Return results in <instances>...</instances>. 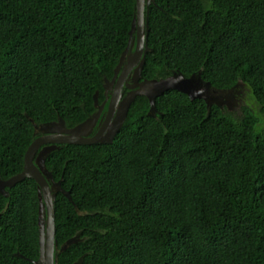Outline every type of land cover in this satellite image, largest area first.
<instances>
[{
	"label": "trees",
	"instance_id": "1",
	"mask_svg": "<svg viewBox=\"0 0 264 264\" xmlns=\"http://www.w3.org/2000/svg\"><path fill=\"white\" fill-rule=\"evenodd\" d=\"M134 8L135 0H0L2 179L22 170L28 117L72 126L94 110ZM147 17L143 77L202 69L219 88L242 81L244 103L207 107L169 89L150 116L139 95L111 143L53 150L46 167L85 212L57 193L58 245L81 238L59 264H264V0H154ZM6 190L0 264H34L36 182Z\"/></svg>",
	"mask_w": 264,
	"mask_h": 264
},
{
	"label": "water",
	"instance_id": "2",
	"mask_svg": "<svg viewBox=\"0 0 264 264\" xmlns=\"http://www.w3.org/2000/svg\"><path fill=\"white\" fill-rule=\"evenodd\" d=\"M154 0H135V8L128 32L126 47L122 50L113 74L103 77L102 102H99V90L93 95L94 110L82 121L67 126L64 119L37 123L28 117L33 125V138L26 147L22 170L7 179L0 177V194L8 196L7 187H12L24 178H32L37 187V226L38 257L31 260L34 264H59V254L71 244L81 240L79 233L74 234L58 245L55 234V200L58 192L65 195L74 204L79 214H84L74 203L71 194L61 186L62 177L55 180L45 164L46 157L63 144L111 143L123 126L128 109L136 98L143 95L149 102L147 114L155 116V99L166 90L176 89L185 93L189 99H202L207 107L217 105L228 110L239 109L244 103L245 86L237 81L232 87L219 88L202 77V69L185 76L180 71L158 78L142 76L145 55L151 48L147 44L148 9L145 7ZM18 256L25 257L19 252ZM83 256L72 264H79ZM29 259V258H27Z\"/></svg>",
	"mask_w": 264,
	"mask_h": 264
},
{
	"label": "flooded vegetation",
	"instance_id": "3",
	"mask_svg": "<svg viewBox=\"0 0 264 264\" xmlns=\"http://www.w3.org/2000/svg\"><path fill=\"white\" fill-rule=\"evenodd\" d=\"M151 3H153V2H151ZM151 3H150V4H151ZM150 4H149V5H150ZM149 5H148V7H147V6L145 7V10H146V9L149 10ZM243 95H245V94H243ZM239 96H242V94H239ZM103 99H104V97H103L99 102H102Z\"/></svg>",
	"mask_w": 264,
	"mask_h": 264
},
{
	"label": "rangeland",
	"instance_id": "4",
	"mask_svg": "<svg viewBox=\"0 0 264 264\" xmlns=\"http://www.w3.org/2000/svg\"><path fill=\"white\" fill-rule=\"evenodd\" d=\"M246 101H247V100H246ZM248 102H249V104H253L252 100H249ZM234 110H235V109H234Z\"/></svg>",
	"mask_w": 264,
	"mask_h": 264
}]
</instances>
